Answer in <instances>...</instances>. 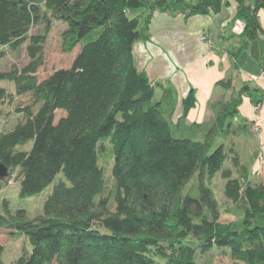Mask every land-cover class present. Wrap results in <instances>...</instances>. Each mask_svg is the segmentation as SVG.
Masks as SVG:
<instances>
[{"label":"trees","instance_id":"1","mask_svg":"<svg viewBox=\"0 0 264 264\" xmlns=\"http://www.w3.org/2000/svg\"><path fill=\"white\" fill-rule=\"evenodd\" d=\"M236 1L241 33L256 41L264 33V0ZM229 3L0 0V44L17 49L26 43L29 57L21 68L0 70V80L12 81L18 94H31V102L16 106L21 117L13 127L0 129V162L8 167L0 190L15 179L27 196L61 171L67 178L57 179L39 215L29 217L24 208L12 212L3 200L0 229L24 234L31 244L14 264H200L197 253L214 245L228 247L242 264H264V181L249 177L234 138L249 131L248 123L235 120L246 85L233 97L211 101L210 120L188 123L195 90L183 97L175 118L174 87L152 81L133 52L137 41L148 38L156 11L189 17L219 12ZM52 20L66 24L63 49L79 45V51L68 67L38 79ZM42 22L43 31L30 33ZM219 82L232 86L231 79ZM158 86L162 94L155 97ZM12 98L0 86V104ZM58 109L65 113L57 117ZM216 138L221 140L211 150ZM103 150L108 164L113 161L114 192L106 191ZM222 168L226 219L203 179ZM194 174L198 194L184 193ZM3 253L0 242V264Z\"/></svg>","mask_w":264,"mask_h":264},{"label":"crops","instance_id":"2","mask_svg":"<svg viewBox=\"0 0 264 264\" xmlns=\"http://www.w3.org/2000/svg\"><path fill=\"white\" fill-rule=\"evenodd\" d=\"M248 1L254 4L253 0ZM260 20L264 27V11H260ZM243 28L236 0H230L219 12L189 17L156 11L148 38L137 41L133 52L138 68L145 70L152 81H165L174 87L175 118L182 113L183 97L195 90L196 105L188 111V123L210 120L211 101L226 100L235 95L239 83L246 85L235 120L248 123L249 131L235 135V146L242 145L246 152L249 177L264 181V83L257 78L264 68V33L253 41L241 33ZM202 34L206 40L200 39ZM252 78H257L255 87L259 89L252 88ZM222 79H231L232 86L224 87L219 82ZM157 88L161 95L162 88ZM257 104L259 108L255 109ZM257 122L259 130L255 135L250 127ZM240 139L245 143L241 144ZM248 140L251 146L245 150Z\"/></svg>","mask_w":264,"mask_h":264},{"label":"rangeland","instance_id":"3","mask_svg":"<svg viewBox=\"0 0 264 264\" xmlns=\"http://www.w3.org/2000/svg\"><path fill=\"white\" fill-rule=\"evenodd\" d=\"M252 2L255 3V0H253ZM45 24V22H42L37 25H34L31 28L30 33L43 31ZM65 26L66 24L61 20H52L44 45V61L39 66L36 72L38 79H43L47 77L55 69L61 67H68L72 63L77 52L79 51V45L71 51H66L63 49L62 31ZM90 37L91 36L88 35L86 37V40ZM0 50H4V54L0 56V70H9L12 67L21 68L28 62L29 57L26 49V43L21 44V46L17 49H10L6 45L2 46L0 44ZM258 80L257 78H252V80L250 81L252 88H254L258 84ZM242 85L243 83H239L235 91L238 92L237 90H239ZM0 86H5L7 88V91H12L13 94V98L11 100L8 99L7 101L2 102L0 104V129H9L13 127V125L21 117L20 113L15 110L16 106L21 102H31V94L29 92L22 94L16 93L15 84L9 80H0ZM159 95L160 90L157 88L155 90V97H159ZM230 97H233V95ZM63 113H65L64 110L58 109L56 111L57 117H59ZM250 131H252L256 135V131L254 130V124H252V126L250 127ZM220 140V138L215 139L214 146L211 148V150L215 146H217ZM240 140L241 144H244L246 141L242 139ZM106 144L110 145L109 140H106ZM250 146L251 144L248 140L244 149L247 150L250 148ZM22 147H27V144ZM237 149L241 152L240 158L243 157L242 161L248 163L249 161L246 158V152L242 150V145H240L239 147L237 146ZM106 151L103 150L100 153L99 163L104 169V176L107 184L106 191L114 192L115 181L111 174V166L113 164V161L109 162L108 164L106 160L108 154L106 153ZM228 164L230 163L226 162L224 166ZM60 177L67 180V178L61 171L56 175L52 182L48 186H46L42 191L27 196L20 195L19 181L15 179H10L8 185H6L5 187H3V189L0 190V205L6 198L8 200L10 211L15 212L19 208H24L29 217L39 215L44 211V201L46 197L51 192L57 179H59ZM203 179L206 184H208L213 190L214 196L217 199V207L220 208L222 211L221 218L226 219L229 214L224 209L229 204V201L224 193V185L226 178L223 175V168L220 169L213 177L207 178L206 176H204ZM198 182L199 175L194 174L185 185L184 193L188 192L190 194L197 195ZM231 217L234 216L230 214L229 218ZM0 242L4 244V253L2 255V261L4 264H14L15 260L20 256V254L25 248H31V244L29 243L28 239L25 237L24 234L14 233L9 228L0 229ZM197 261L200 264H242L239 260L232 258L230 254V249L228 247H221L218 245H214L209 251L206 252L199 251L197 253ZM52 264L56 263L53 262Z\"/></svg>","mask_w":264,"mask_h":264},{"label":"built area","instance_id":"4","mask_svg":"<svg viewBox=\"0 0 264 264\" xmlns=\"http://www.w3.org/2000/svg\"><path fill=\"white\" fill-rule=\"evenodd\" d=\"M201 40H206L207 36L205 34H202L200 36ZM257 78L264 83V68L261 70L260 74L257 76ZM259 105H255L254 108L257 109ZM254 130L257 132L259 130V123H254Z\"/></svg>","mask_w":264,"mask_h":264},{"label":"water","instance_id":"5","mask_svg":"<svg viewBox=\"0 0 264 264\" xmlns=\"http://www.w3.org/2000/svg\"><path fill=\"white\" fill-rule=\"evenodd\" d=\"M8 174V167L0 162V180Z\"/></svg>","mask_w":264,"mask_h":264}]
</instances>
